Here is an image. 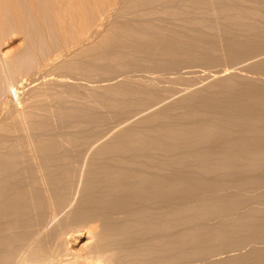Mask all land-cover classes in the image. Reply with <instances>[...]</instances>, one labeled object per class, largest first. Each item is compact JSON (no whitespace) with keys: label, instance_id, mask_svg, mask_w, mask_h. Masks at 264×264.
<instances>
[{"label":"bare ground","instance_id":"1","mask_svg":"<svg viewBox=\"0 0 264 264\" xmlns=\"http://www.w3.org/2000/svg\"><path fill=\"white\" fill-rule=\"evenodd\" d=\"M10 33L94 85L0 102V264H264V0H0Z\"/></svg>","mask_w":264,"mask_h":264},{"label":"rangeland","instance_id":"2","mask_svg":"<svg viewBox=\"0 0 264 264\" xmlns=\"http://www.w3.org/2000/svg\"><path fill=\"white\" fill-rule=\"evenodd\" d=\"M250 1H257V0H250ZM7 35V34H6ZM9 40H8V39ZM10 38L12 39L11 41H10ZM4 40H1L0 42V53L1 52H3V53H7L8 52V54H10V55H8V56H10L9 57V60L10 61H15L16 60V58H19L22 54H24L25 53V50H26V42H23L22 40V38L20 37V36H17V35H15V34H12V33H10L6 38H3ZM46 42V41H45ZM6 43V44H5ZM44 44V43H43ZM46 45L48 44L47 42L45 43ZM41 45L40 47H37L35 50H36V52H41V53H43L45 56L46 55H49V53L50 54H52V53H54L55 52V47H54V43H50V44H52V45H50V44H48V46L50 45V48H51V50H50V48H47V46L46 45ZM3 45L5 46V47H3ZM43 46V47H42ZM53 46V47H52ZM44 48V49H43ZM41 49V50H40ZM7 50V51H6ZM43 50H44V52H43ZM54 50V51H53ZM10 51V52H9ZM48 51V52H47ZM53 51V52H52ZM23 52V53H22ZM45 53H47V54H45ZM38 56H40V55H38ZM14 57H15V60H14ZM41 57V56H40ZM40 57H37V58H40ZM43 57V56H42ZM20 59V58H19ZM43 59V58H42ZM41 59V60H42ZM37 60L38 59H31V61L33 62H29L30 63V66L28 65V69L29 70H27V66L25 67L26 69L25 70H22L20 73H18V71L16 70H12V69H10L9 70V67H8V65H7V63H5L4 64V62L2 61V59H1V57H0V73H2V74H0V102L2 103H4L5 101H7V99L9 98V97H12L11 99V101H12V103H15L16 101H15V95H17V96H20V105L16 102L15 103V108L19 111V109H21L22 107H23V105H24V100H26V99H28L29 97L28 96H32L31 94H33V92H29V90H30V88L31 89H33V88H35L36 89V91L37 92H42V91H48V92H52V91H54V90H57V89H59V88H57V86H53L54 85V82H53V80L57 83V81L58 80H61V79H64V80H67L68 82L70 81V82H76V84L78 83L79 85H80V91L84 88H88L90 85H94L93 83H91V82H89L88 81V79H86V78H79V76L80 75H69V76H67V74L66 73H64V72H60V71H54L53 73H52V71H48V72H44V73H38V76L37 75H35V68H36V66H38L37 65ZM40 59L38 60V61H41ZM36 61V62H35ZM33 64V66H32V64ZM4 64V65H3ZM36 64V65H35ZM35 65V66H34ZM2 66V67H1ZM240 66L241 65H239V66H235L234 67V69H230L228 66H226V65H224V64H222V65H220V66H218V67H215L216 69H214L213 68V70H210V69H208L207 70V72H206V69H200V68H196L195 67V69H191L190 71H189V69L186 71L187 73H184L185 71L183 70L182 72H183V76L184 77H187V79H189V81H190V78H191V80L192 81H190V83L192 82V84L193 85H195L196 87H197V85L198 84H200V85H202V84H206V83H208L210 80H211V76L212 75H214L215 74V72H218V71H223V70H225V69H229V71L227 72V73H230V72H233V71H235L236 73H238V74H241V75H246V76H248V77H250L251 76V74H246L247 72H244V71H240L239 69H240ZM34 67V68H33ZM2 68V69H1ZM9 70V71H8ZM31 70H32V72H31ZM194 72H193V71ZM199 71V73H198V71ZM203 70V71H202ZM4 72V73H3ZM12 72V73H11ZM22 72H24V73H22ZM26 72V73H25ZM28 72H30V73H28ZM60 72V73H59ZM189 72H193V73H189ZM204 72H206V73H204ZM209 72H210V74H209ZM50 73H52V74H50ZM212 73H214V74H212ZM20 74V75H19ZM28 74V75H27ZM40 74V75H39ZM49 74V75H48ZM59 74V75H58ZM187 74V75H186ZM192 74V75H191ZM204 76H203V75ZM208 74H209V77H208ZM23 75V76H22ZM30 75V76H29ZM62 75V76H61ZM200 75V76H199ZM14 76V77H13ZM18 76H20L18 79H17V77ZM26 76V77H25ZM45 76V77H44ZM75 76V77H74ZM78 76V77H77ZM193 76V77H192ZM16 77V78H15ZM24 77V78H23ZM49 77V78H48ZM64 77V78H63ZM168 77H173V76H168ZM15 79V80H14ZM19 81V83H18V81ZM47 79V80H46ZM49 79H50V81H49ZM203 79H207V80H203ZM264 79V78H263ZM77 80V81H76ZM82 80V81H81ZM23 81V82H22ZM28 81V82H27ZM34 81V82H33ZM47 81V82H46ZM200 81H202V82H200ZM12 82V83H11ZM18 83V84H16V83ZM36 82V83H35ZM53 83V85H52V83ZM84 82V83H83ZM89 82V83H88ZM168 82V79H165L164 78V80L162 81V82H160L159 83V87L160 88H166V87H170L172 84H170V83H167ZM24 83V84H23ZM32 83V84H31ZM42 83V84H41ZM88 83V84H87ZM102 84H104L103 82H101ZM100 83V84H101ZM5 84V85H4ZM13 84V85H12ZM20 84V85H19ZM34 84V85H33ZM40 84V85H39ZM83 84V85H82ZM8 85V86H7ZM30 85V86H29ZM36 85V86H35ZM27 87V88H26ZM39 87V88H38ZM172 87L173 88H175V93L176 94H174V95H178L177 93H179V91H182V90H184L187 86H185V85H181L180 86V84H178V85H172ZM182 87V88H181ZM193 87V86H192ZM26 88V89H25ZM29 89V90H28ZM26 90V91H25ZM49 90H51V91H49ZM177 90V91H176ZM23 91H24V93H23ZM28 91V92H27ZM3 92H5V94L3 93ZM9 92V93H8ZM15 92V94H13ZM22 92V93H21ZM36 92V93H37ZM8 93V94H7ZM20 93V94H19ZM28 93V94H27ZM34 93H35V91H34ZM26 94L28 95V96H26ZM14 95V96H13ZM9 96V97H8ZM24 96V98H21V97H23ZM28 97V98H27ZM175 97V96H174ZM6 98V99H5ZM22 99H24V100H22ZM14 101V102H13ZM27 101L28 100H26V103H27ZM0 103V104H1ZM25 103V104H26ZM19 106H18V105ZM25 106V105H24ZM23 108H25V107H23ZM1 110V109H0ZM2 112L0 113V122H1V120H3L4 119V117H6L5 116V113H6V110H1ZM19 116V115H18ZM1 118H3V119H1ZM114 125V124H113ZM22 128H23V130H24V135H28L29 134V132H28V130L26 129V126H25V124L23 123L22 124ZM28 132V133H27ZM51 216V215H50ZM50 216H49V218H50ZM59 216H62V215H58L57 217H56V219L58 218V219H60V217ZM48 218V220H47V223H46V225H47V227H50L51 225H53L54 224V222L52 221L51 222V218L49 219ZM50 225V226H49ZM76 234V233H75ZM70 240V241H69ZM73 241V242H72ZM84 243H86V238L85 237H80V236H78V234H76V235H73V237L72 238H70V239H68V247L72 250V251H74V252H77V251H79L80 249L79 248H81V246L84 244ZM244 252H246L245 250H244ZM232 254V253H231ZM234 254H237V252H235ZM233 254V255H234ZM225 256V255H224ZM221 257H223V255L221 256ZM220 258V257H219ZM193 264H199V262H194Z\"/></svg>","mask_w":264,"mask_h":264}]
</instances>
